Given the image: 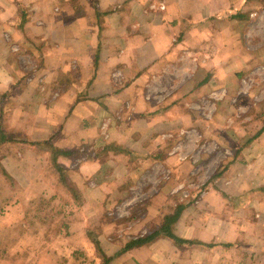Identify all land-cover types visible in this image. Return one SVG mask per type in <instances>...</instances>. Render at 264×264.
<instances>
[{
	"label": "crops",
	"instance_id": "0c3cea01",
	"mask_svg": "<svg viewBox=\"0 0 264 264\" xmlns=\"http://www.w3.org/2000/svg\"><path fill=\"white\" fill-rule=\"evenodd\" d=\"M174 78L185 92H174ZM196 106L207 114L196 117ZM98 135L138 162L162 165L166 154L164 164L204 187L147 236L177 210V243L99 240L109 264H264V0H0L5 173L51 180L40 173L73 160L98 180L126 159L97 148ZM154 200L161 211L166 199ZM92 260L53 263H103Z\"/></svg>",
	"mask_w": 264,
	"mask_h": 264
},
{
	"label": "rangeland",
	"instance_id": "374dc122",
	"mask_svg": "<svg viewBox=\"0 0 264 264\" xmlns=\"http://www.w3.org/2000/svg\"><path fill=\"white\" fill-rule=\"evenodd\" d=\"M194 76L196 81L202 79V75H197V72ZM180 79L174 78V92L186 90L180 87ZM197 108L198 106L196 111L190 108L196 117L207 114ZM102 136H97V148L111 146L112 142L105 144L106 139ZM165 139H169L173 147L177 144L174 136ZM197 143L202 144L200 138ZM91 151L92 148L85 150L84 153L89 155H84V158H89ZM193 154L196 155V152ZM193 154H189L183 162L192 160ZM41 155L39 153L37 156ZM52 156L53 154L47 156L49 162H52ZM122 156L128 159L129 164L124 159L123 162L112 165L98 176V180L92 178L94 174L91 175L92 169L88 164L84 163V168L80 171L74 167L78 161H69V169L62 167L69 188L57 183L54 169L49 174L45 173V169L40 173L53 175L52 178L49 177L51 180L42 175L38 177L37 172L34 176L38 179L30 183L22 181L15 174L14 179L10 178L13 181L11 184L3 175L4 168L0 166V264H52L54 261L64 262L67 257L76 258L77 261L82 258L92 262V258L101 260L107 249H102L100 241L117 237L120 242L126 243L127 240L147 237L155 223L162 218L164 210H174L183 202L190 201L192 191L204 188L202 178L199 181L188 179L187 172L183 171L179 175L174 166L171 169L172 165L167 162L164 164L166 154L158 160L162 165L156 164V160L151 158L138 162V156L134 152H125ZM172 157L174 156H170ZM150 166V174L144 173ZM26 170L23 168L21 172L24 180L29 176ZM35 170H40L39 166ZM193 184L195 185L192 186ZM68 189L77 190L80 197L77 203ZM82 192L87 196L86 199H82ZM97 192L101 193L100 201L88 199V195ZM189 192L190 195L187 196ZM160 196L166 199L161 211L160 203L154 200ZM148 207H158V213L153 212L151 216L147 212Z\"/></svg>",
	"mask_w": 264,
	"mask_h": 264
},
{
	"label": "trees",
	"instance_id": "16d2710c",
	"mask_svg": "<svg viewBox=\"0 0 264 264\" xmlns=\"http://www.w3.org/2000/svg\"><path fill=\"white\" fill-rule=\"evenodd\" d=\"M111 147L113 148V150L117 151V152H120V153H125L124 150L116 147L115 145H111ZM106 150H108V148H106ZM53 159L52 161H54V158L56 157V155L54 156V153H53ZM54 167V172L55 174L58 176V183L62 184V186L66 185L67 188L69 183H67V181H65V174H64V169H62L60 166L54 164L53 165ZM3 175L4 177L6 178V180L8 182H10L11 184H13V181L10 179V177L5 173L3 172ZM68 191L70 192L73 200L77 203L79 200H80V197H79V194L77 192L76 189H68ZM180 208V205L177 206V210H179ZM175 211L173 215H169V216H165L164 218V223L162 225V227L159 229V231H157L156 233H154L152 236L150 237H145V238H137L135 240L132 241V246H135V245H141V244H144L158 236H164V237H168L170 238L171 240L175 241L176 243L178 242L177 238L175 236L172 235L171 233V225L175 222V220L178 218V211ZM94 242V240H93ZM97 246V245H96ZM129 248H131V246H129ZM103 257V264H109V259H107L105 256H102Z\"/></svg>",
	"mask_w": 264,
	"mask_h": 264
},
{
	"label": "built area",
	"instance_id": "2783aa9c",
	"mask_svg": "<svg viewBox=\"0 0 264 264\" xmlns=\"http://www.w3.org/2000/svg\"><path fill=\"white\" fill-rule=\"evenodd\" d=\"M256 16H257V15L254 13L251 17H254V18H255Z\"/></svg>",
	"mask_w": 264,
	"mask_h": 264
}]
</instances>
